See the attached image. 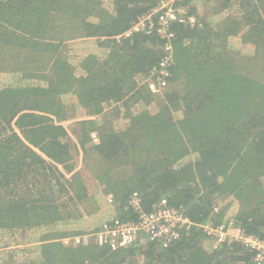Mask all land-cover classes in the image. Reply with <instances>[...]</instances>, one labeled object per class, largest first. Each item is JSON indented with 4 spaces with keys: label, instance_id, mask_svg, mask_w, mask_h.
<instances>
[{
    "label": "trees",
    "instance_id": "1",
    "mask_svg": "<svg viewBox=\"0 0 264 264\" xmlns=\"http://www.w3.org/2000/svg\"><path fill=\"white\" fill-rule=\"evenodd\" d=\"M162 1L0 0V247L28 246L0 264H255L196 226L166 245L61 241L162 199L195 224L264 239V0L181 2L167 85L154 92L164 39L120 35ZM76 107L89 116L78 147L62 125ZM76 147L112 202L89 195Z\"/></svg>",
    "mask_w": 264,
    "mask_h": 264
},
{
    "label": "built area",
    "instance_id": "2",
    "mask_svg": "<svg viewBox=\"0 0 264 264\" xmlns=\"http://www.w3.org/2000/svg\"><path fill=\"white\" fill-rule=\"evenodd\" d=\"M185 0H163L158 6L143 13L127 31L120 35L129 37L135 32L144 31L149 33L154 30L162 39L164 55L161 57L157 69V84H150L154 92H158L167 85L166 77L169 75V66L172 56V45L170 42L173 33L169 30L171 22L186 13L181 2ZM192 20V18L190 19ZM93 141H97L95 133L91 134ZM106 200L112 202V196L107 194ZM133 209L140 208V199L137 194H133L129 200ZM166 200L162 199L160 204L155 206L154 211L149 213L140 212L136 220L121 221L117 217L105 221L99 229L92 232H84L69 237H64L61 241L65 245H108L115 250L127 247L136 242L144 243L146 240H159L168 244L179 236L180 230H190L192 227H199L204 235L211 240L213 248L221 244L231 245L239 243L253 252V262L264 264V239L245 233L242 229L232 223L205 222L195 224L179 210L165 206ZM165 206V207H164ZM231 222V221H230ZM146 238V240H145Z\"/></svg>",
    "mask_w": 264,
    "mask_h": 264
},
{
    "label": "rangeland",
    "instance_id": "3",
    "mask_svg": "<svg viewBox=\"0 0 264 264\" xmlns=\"http://www.w3.org/2000/svg\"><path fill=\"white\" fill-rule=\"evenodd\" d=\"M72 41L73 40H71L69 42H72ZM77 72H80V71H77ZM0 73H2V74H0V84H4V82L8 81V75H7L8 73L7 72H0ZM110 108L111 107L106 108V111L104 112V115H103L104 118L109 117L110 111H111ZM86 117L88 118L89 116H87V114L85 113V110H83L79 107H76L75 110H71L70 116L68 117V119L62 122V125L65 126V128L68 131V134L70 136L72 143H74L76 146H77V138H76V136H75L76 134L74 132V129L76 128V123L80 119L86 118ZM77 147L74 150L75 169L81 171V174L84 178V181H85V184L87 186L89 195H92L95 199L94 195H96L98 193L97 195L100 196V198H102V200H104L106 198L105 196L107 194L102 191L101 186H99V184L97 183L96 179L93 176V172L91 171L92 167L90 166L91 161L90 162L88 161V163H87L83 158L82 151ZM60 169L62 171L64 170V169H62V167H60ZM94 199L89 200L88 202L94 201ZM109 206L110 207H109L108 211L110 212V214H112L113 213V210L111 208L112 205L110 204ZM79 211H83L82 212L83 215L87 213V212H85V210L79 209ZM98 214L100 215V217L104 216L103 213H98ZM25 247H28V246H26V244H23V243H20L19 245L11 243L8 247H6V246L0 247V258L2 260H4L5 255L11 253V252H9V253H5V252L10 250V251H15V252H13V254L15 255L14 259L16 261H21L23 259L24 255L20 251L25 250Z\"/></svg>",
    "mask_w": 264,
    "mask_h": 264
}]
</instances>
